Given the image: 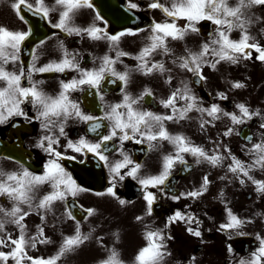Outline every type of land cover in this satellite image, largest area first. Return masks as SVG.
<instances>
[{
    "label": "snow or ice",
    "instance_id": "1",
    "mask_svg": "<svg viewBox=\"0 0 264 264\" xmlns=\"http://www.w3.org/2000/svg\"><path fill=\"white\" fill-rule=\"evenodd\" d=\"M256 6L264 8V0H151L149 8H159L165 14L163 21H155L148 25L150 29L146 42L136 53L125 51L121 45V38L125 34L135 35L144 31L140 27H122L119 31H111L108 28L109 21L99 11L95 13L93 22L86 27L75 23L78 12L84 8H93V0H54V5H49L47 0H12L11 8L18 18L25 24L30 25L26 18L25 10L34 16L46 19L54 28L61 29L68 35H87L93 40H106L108 52L97 58L93 57V65L84 67L81 64L83 56L78 49L69 50L63 41H58L60 50L59 58L49 59L40 64L37 49L45 44L40 39L35 46L28 43L34 34V28L28 26L26 29H10L6 25H0V124L8 123L15 118L23 117L28 121H39L43 134L37 141L47 155L42 165V171L36 172L21 161L19 169L5 170L0 168V197L11 202V206L0 203V264H58L62 257L74 253L81 245L91 237L92 230L85 233L81 228V221L77 219L74 209L77 207L75 197L82 191H90L78 183L62 162L66 151L59 148L61 137H66L65 131L69 121H76L86 125V134L78 135L76 139L69 138L63 145L65 149H71L74 153H93L99 160L103 161L109 169V183L103 193L115 197L120 204H126L124 198L117 192V186L126 177L138 181L141 193L146 201V211L135 217L137 221H143L152 215L154 203L157 201V193L150 190L155 187L160 191L168 186L172 170L177 162L186 167V155L190 154L197 163L207 161L212 166H222L224 159L230 158L227 165L233 177L239 179L241 185L251 181L256 186L258 193L264 194V179L256 178L253 170L259 169L264 172V136L259 141L252 142L253 137L246 135L249 144L244 149L251 158V162L240 159L227 144L217 143L213 140L214 148L211 152L204 146L195 144L190 137L182 132H170L166 121H178L180 119H191L189 113L195 110L201 129L207 126H216L217 121L223 116L229 118L230 123L218 133L221 138L231 136L236 132V125H244L253 117L261 116V128H264V113L259 109L252 110L246 103L236 104L239 111H228L219 103L212 102L205 107L201 102L203 97L193 91L192 83H201L207 79L204 75V67L211 66L216 69L221 62L238 65L246 61H260L264 63V43H261L250 31L253 24L264 23V15L257 16L254 9ZM128 11L139 9L141 5L136 0H127ZM58 10V20L53 23L50 14ZM183 19L184 23H179ZM201 21H208L212 30L207 33V39L201 41L198 49L189 47L186 37L190 33H201ZM239 30V37L234 38L232 32ZM260 31L264 33V28ZM55 35V33H53ZM185 40L184 51L177 55L170 47L171 41ZM30 48L31 61L25 63L21 58L22 50ZM115 52V55L110 53ZM159 53L163 57L171 59L174 66L191 73L193 79L181 81L179 86L174 87L167 98H161L160 104L168 112H157L151 108L140 106L143 100L145 104L151 103L155 98L153 90L145 86L139 95L128 91V85L132 79L133 72L150 76L155 73L165 74V81L169 84L174 79L173 69L167 67L164 59H155ZM123 57H133L137 63L128 64ZM99 59L97 65L95 61ZM12 64L13 69L8 65ZM123 64L120 70L117 64ZM74 71L76 75L71 78L61 79L60 88L56 94H51L43 87V80L35 78L37 73H62ZM108 84L116 85L121 93V99L108 101L105 96V87ZM235 88L244 87L243 81L234 80ZM89 91L93 101L99 98L101 109L99 115L92 111H85L81 106V100L74 98L76 92ZM221 99H227V94L218 92ZM146 97L152 99H145ZM178 101H183L179 103ZM28 106H31L30 113ZM34 113V114H33ZM19 122V121H17ZM87 133L95 134L96 138H89ZM126 141L146 143L148 149H156L167 141L173 146L171 152L165 153L161 159V168L155 173L144 174L141 172L142 164L134 160L125 149ZM250 145V146H249ZM220 147L227 150V156ZM110 149L118 152L120 158L110 160ZM13 159V157H8ZM68 158L75 160L76 155ZM211 183L207 174L204 175L202 183L198 188L173 194L172 200L178 201L181 197L198 198L208 191ZM48 185L49 190L43 195H38L42 186ZM163 186V187H161ZM167 194V193H165ZM224 196L223 190L219 194ZM69 196L73 202H69ZM57 202L65 205L66 216L75 221V229L72 234H65L55 254L50 256H33L31 250L36 249L38 244H45L50 237L45 234L44 223L49 213L55 215ZM227 204V201H224ZM79 208L85 213L84 219L92 216L97 210L93 207ZM226 220L220 225L221 231H228L229 235H247L241 229L252 218H241L234 213L231 207H226ZM37 213L41 217V224L36 225V231L29 235L25 218L30 213ZM183 220L186 223L199 224L200 221L194 213L183 212L176 209L172 215L167 217L165 227L172 222ZM8 225H14L18 234L14 237L8 231ZM188 232L201 236L199 227H189ZM145 243L136 252L132 264H164L165 257L171 253L168 251L167 242L171 238L159 227H153L151 223L145 225L143 230ZM257 246L252 249L247 257H240L236 264H264V235L256 233ZM103 245L101 237H96ZM119 239V236H116ZM3 247L10 250L4 251ZM106 247V246H105ZM229 252L233 246L228 245ZM97 264H127L121 258L119 250L113 245L108 250L106 257L97 261Z\"/></svg>",
    "mask_w": 264,
    "mask_h": 264
},
{
    "label": "flooded vegetation",
    "instance_id": "2",
    "mask_svg": "<svg viewBox=\"0 0 264 264\" xmlns=\"http://www.w3.org/2000/svg\"><path fill=\"white\" fill-rule=\"evenodd\" d=\"M110 1L111 0H108V5H110ZM11 2L12 0H0V25H6L10 29H26L28 26H32L34 28V34L29 38L28 43L35 46L40 39L45 40V44L37 49L40 64L52 58H59L60 50L58 41H63L69 50L78 49L80 55L83 56L81 64L84 67H91L93 65V57L99 58L108 52V42L106 40H93L87 35L83 37L75 34L68 35L61 29L52 27L46 19L34 16L26 10L25 15L30 25H25L11 8ZM136 2H138L141 7L134 10L142 12L152 20L163 21L166 18L161 9L148 7L151 0H136ZM161 2H165V0H161ZM229 2L234 4L236 0H229ZM47 3L49 5H54V0H47ZM93 4L95 5L94 0ZM260 9L261 10L254 9L257 16H261L264 13V8L260 7ZM256 11H260L261 14H257ZM96 12V7L82 8L75 18V23L86 27L93 22ZM58 15L59 12L55 9L50 14L53 23L58 20ZM203 22L204 21H201V25ZM179 23H184L183 19H181ZM257 24L264 25V23ZM141 29H144V31L135 35L125 34L121 38L120 46L125 51L136 53L143 43L146 42L145 38L150 29L148 26ZM211 30L212 25L210 31ZM53 33H55V35H53ZM193 34L197 35L199 43L197 45L192 44L189 34L186 37V42L189 47L198 49L201 41L206 40L208 37H205L206 35L203 34V32ZM239 35V30H234L232 32L234 38H238ZM256 37L261 43H264V34L256 35ZM169 46L179 55L184 51L185 40L171 41ZM110 54L115 55V52L113 51ZM21 58L25 63L31 61L29 47H25L22 50ZM154 58L164 59L167 67L173 69L172 75L174 79L171 84L165 81L167 73L163 75L155 73L150 76H145L141 73L133 72L132 79L128 85V91L132 92L134 95H139L145 86L150 87L155 93V98L146 97L145 99H152V102L145 104L142 100L140 106L151 108L153 111L157 112H168L170 109H166L160 104V99L167 98L172 89L179 86L182 80L188 82L191 81L193 77L191 73L174 66L171 59L163 57L159 53H157ZM122 59L128 64L137 63L133 57H123ZM95 63L98 65L99 59H97ZM14 67L18 69V65L14 66L11 63L8 65L9 69H13ZM117 67L120 70L124 69L123 64L118 63ZM205 69L206 66L204 67V70ZM209 69L211 70H209L208 73H213L215 75L213 76L214 83H206V81H203L199 84H191L193 91L203 97L201 102L205 107L209 106L212 102H216L228 111L238 112L239 110L236 109L235 106L237 103L243 102L249 105L252 110L259 109L261 113H264V63L258 60L246 61L238 65L221 62L216 69H212L211 66ZM259 72L262 73L260 79L258 81H252L254 77H257ZM74 75H76L74 71H68L67 74L37 73L35 74V78L43 80L42 87L54 95L59 91L60 80L71 78ZM234 80L243 81L245 86L241 88L233 87L232 81ZM218 92L226 93L227 99H221L217 95ZM105 93V98L108 101H117L121 99V93L116 85H106ZM73 96L81 100V106L85 111H92L94 114L99 115L101 109L96 106L99 104L98 97L93 101V96L89 91L76 92ZM178 102L183 103V101ZM28 109L31 113V106H28ZM199 115L198 112L193 110L189 113L191 119L186 118L178 121H166V125L170 132L184 133L186 136L190 137L195 144L204 146L209 152L214 148L213 140L220 143L222 139V143L229 145L232 152L240 159L251 162L250 156L244 149V145L249 144L245 136L251 135L253 137L252 142L259 141L261 137L264 136V128H261V116L253 117L252 120L244 125H236V132L231 136L221 138L218 133H222L223 129L230 123L229 118L223 116L221 120L217 121L216 126H207L201 129L198 119ZM65 131L68 135L66 137H61L59 145L61 151H66L68 153L62 161L65 167L72 172L74 178L80 184L83 175H88V173H85L86 170H93L92 176H95L94 182L98 184L100 188L99 190L91 189L86 192L98 197L109 195L106 193L104 195L97 194L103 193L109 183V169L105 166L104 162L99 160L93 153H74L71 149H65L63 147L69 138L76 139L78 135H85L86 125L76 121H69ZM42 134L43 130L39 126V121H28L23 117H18L8 123L0 124V149H5V154H0V168L5 170L19 169L20 164L17 163V161H21L30 166L31 170L41 172L43 170L42 165L47 159L46 153L37 146V141ZM87 135L89 138H96L93 133H87ZM125 149L134 160L142 164V173L155 174L161 168L162 156L165 153L171 152L173 146L167 141H163L159 148L149 150L146 143L141 144L136 141H126ZM217 150L224 152L225 156H227V150L223 147ZM71 155H76L77 159L72 160L68 158ZM109 155L110 160L120 158V154L111 149ZM185 155L187 164L191 167H186L180 162H177L172 170L173 174L169 178L168 186L164 191H160L155 187L150 188V190L157 193L158 199L154 203L152 215L147 216L143 221H137L135 217L145 213L146 201L143 198L141 186L138 184V181L133 180L131 177H126L125 180L117 186L119 196L128 201L123 205L129 206L128 204H131V206H134L133 209L130 210V212H133L130 214L128 218L130 221L127 223H121L115 220L117 215H112V213L110 214L109 212L111 205L106 206L101 200L84 201L79 193L77 197L74 198L75 202H77V207L75 208L76 213H78L77 219L81 221L83 232L89 233V231L92 230L90 239L85 243L89 241L93 242L95 247L92 248L102 250L103 257H106L108 250L115 245L120 252L121 258L124 260L125 250L123 252L122 248H125L126 237L129 233L135 232L137 238L141 240L142 247L145 243L143 235L144 227L151 223L153 227H159L166 233L171 234V238L168 239L167 242L168 251L171 254L165 257L164 264H236V260L240 259V257H247L249 252L258 244L255 234L260 233L264 235V194L258 193L256 191V186L251 181H246L245 184L241 185L239 179L233 177V174L227 168V165L231 162L230 158L224 159L222 166H212L207 161L197 163L190 154ZM8 157H13V159H9ZM205 174L208 175L211 181L208 185L207 192L203 193L198 198L181 197L178 201L171 199L173 194L179 195L181 192L198 188ZM253 175H255L256 178L264 179V172H261L259 169L253 170ZM48 190V185H44L41 187L38 195H43ZM221 190L224 192L223 197L219 195ZM68 199L70 203L73 202L71 196H69ZM224 201H227V204ZM0 203L8 207L11 206V202L4 197H0ZM79 205H83L85 209L88 207L95 208L97 210L93 213V215L96 214L95 219H91L92 215L85 220V213L79 208ZM136 207H138V209H136ZM226 207H231L234 213L241 218H252L251 222L247 223L241 229L247 233V235L240 236L233 234L230 236L228 231L220 230V225L226 220ZM64 208L65 205L62 202H57L55 206V215L49 213L48 217L52 218V221L45 222L44 227L45 234L51 239L48 243L37 245V250L39 251L37 253L38 256L42 255L47 257L55 254L63 236L73 231L69 229L68 223L75 224V221L66 216ZM176 209H180L183 212L194 213L200 223H186L183 220H178L172 222L168 227H165L167 217L172 215ZM25 221L30 235L32 232L36 231V225L41 224V217L33 212L25 218ZM7 227L8 231L11 232L14 237L18 234V230L14 225H8ZM189 227H199L201 236L197 237L194 233L188 232L187 229ZM117 235L119 236L118 240L116 239ZM96 237L102 238L103 245L98 242ZM85 243L82 246H84ZM229 244L233 246L232 252L228 250ZM4 249L6 251L10 250L8 247H3L2 250ZM64 257H62L61 260H63Z\"/></svg>",
    "mask_w": 264,
    "mask_h": 264
},
{
    "label": "rangeland",
    "instance_id": "3",
    "mask_svg": "<svg viewBox=\"0 0 264 264\" xmlns=\"http://www.w3.org/2000/svg\"><path fill=\"white\" fill-rule=\"evenodd\" d=\"M257 10H261L260 6H256ZM257 14H261L260 11H256ZM264 15V13H263ZM260 24V29L264 28V25ZM253 33V32H252ZM260 34H264L261 31H259ZM255 35V33H253ZM189 38L192 44L197 45L199 43V39L197 38L196 34L190 33ZM136 51V50H135ZM210 66H206V69L204 70V75L207 77L205 80L206 83H214V77L213 73H208ZM212 75V76H211ZM262 73L259 72L257 74V77H254L252 81H258L261 77ZM244 80V79H243ZM183 130V129H182ZM81 198L84 201H92V200H101V202H104L106 206H110V214L117 215L116 221L121 223H127L130 221L129 216L133 212L130 210L133 209L134 206H131V204H128L129 206H125L119 203L115 197L105 195L103 197L95 196L91 193H88L86 191L80 192ZM138 209V207H136ZM127 211V212H126ZM96 214H94L91 219H95ZM98 216V215H97ZM52 221V218H49L45 222ZM66 224V223H64ZM67 225V224H66ZM69 229L73 230L71 233L74 232L75 224L74 223H68ZM88 233V232H87ZM142 243L141 240L137 238L136 233H129V235L126 237L125 241V248H122L123 252L125 250V256L124 261L127 262V264H132L134 256L136 254V251L141 247ZM86 246V247H85ZM92 247H95L94 243L89 241L88 243H85L84 246H80L74 253L67 254L63 260L59 261L58 264H96L98 260L103 258L102 250L93 249ZM4 251H6L4 249ZM39 251L36 249H33L30 254L33 256H38Z\"/></svg>",
    "mask_w": 264,
    "mask_h": 264
},
{
    "label": "water",
    "instance_id": "4",
    "mask_svg": "<svg viewBox=\"0 0 264 264\" xmlns=\"http://www.w3.org/2000/svg\"><path fill=\"white\" fill-rule=\"evenodd\" d=\"M105 1L106 3L104 0L98 1L97 10L108 19L111 28L126 27L131 25L132 22H135L136 26H139L142 20L145 19L140 13L133 14V11H128L124 7L123 0H111L110 5H108V0ZM202 31L207 34L206 25L202 26ZM86 172L88 175H83V183L91 188H99L98 184L91 181L90 177L92 176L93 170L87 169Z\"/></svg>",
    "mask_w": 264,
    "mask_h": 264
}]
</instances>
